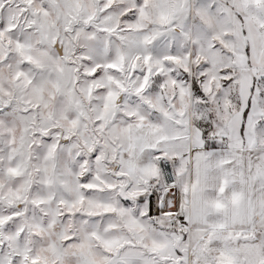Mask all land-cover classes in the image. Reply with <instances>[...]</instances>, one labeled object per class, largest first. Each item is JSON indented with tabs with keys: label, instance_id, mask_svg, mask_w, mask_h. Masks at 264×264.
<instances>
[{
	"label": "snow or ice",
	"instance_id": "obj_1",
	"mask_svg": "<svg viewBox=\"0 0 264 264\" xmlns=\"http://www.w3.org/2000/svg\"><path fill=\"white\" fill-rule=\"evenodd\" d=\"M0 264H264V0H0Z\"/></svg>",
	"mask_w": 264,
	"mask_h": 264
}]
</instances>
